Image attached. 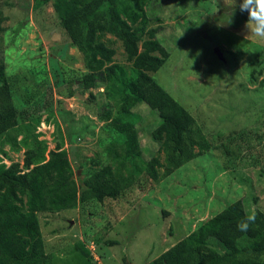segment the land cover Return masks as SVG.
Here are the masks:
<instances>
[{"label": "rangeland", "instance_id": "1", "mask_svg": "<svg viewBox=\"0 0 264 264\" xmlns=\"http://www.w3.org/2000/svg\"><path fill=\"white\" fill-rule=\"evenodd\" d=\"M114 2L52 0L35 10L33 0H0V130L39 120V140L68 152L75 178L119 162L135 175L116 199L38 214L52 264H148L228 203L264 213V37L247 26L239 0H149L143 12ZM111 64L141 69L168 89L209 152L152 180L144 164L158 154V114L132 109V154L131 124L97 117L103 96L92 74ZM0 149V163L23 164L24 149Z\"/></svg>", "mask_w": 264, "mask_h": 264}, {"label": "trees", "instance_id": "2", "mask_svg": "<svg viewBox=\"0 0 264 264\" xmlns=\"http://www.w3.org/2000/svg\"><path fill=\"white\" fill-rule=\"evenodd\" d=\"M33 1V8L38 10L52 0ZM146 5L149 6V0L114 2L120 9L130 6L136 12H143ZM107 14L110 17L109 11ZM83 27L82 37L86 39L88 24ZM262 61L263 58L259 65ZM56 72L53 75L58 84ZM92 78L94 85L102 89L98 119L112 121L120 128L131 124L127 129L130 144L126 154L139 153L133 127L139 116L132 109L146 105L158 114L159 124L151 133L159 143L158 154L143 166L152 180L169 178L200 154L209 152L210 143L195 118L168 89L143 70L111 64L94 72ZM40 123L32 119L0 130V148L8 145L13 151L24 149L22 165L0 163V264H52L41 236L39 213L70 210L81 201L102 203L108 198L116 199L121 191L136 182L135 175L123 162L104 169L103 173L75 178L68 152L59 145L47 151L46 143L39 140L35 130ZM0 152L6 155L1 149ZM253 214L255 219L249 229L238 231L237 222ZM148 264H264V213H247L242 200L228 203Z\"/></svg>", "mask_w": 264, "mask_h": 264}, {"label": "clouds", "instance_id": "3", "mask_svg": "<svg viewBox=\"0 0 264 264\" xmlns=\"http://www.w3.org/2000/svg\"><path fill=\"white\" fill-rule=\"evenodd\" d=\"M239 8L241 12H247V26L251 22L252 31L256 35L264 37V0H239ZM254 219L255 216L253 214L238 221L236 224L237 230L246 232Z\"/></svg>", "mask_w": 264, "mask_h": 264}]
</instances>
